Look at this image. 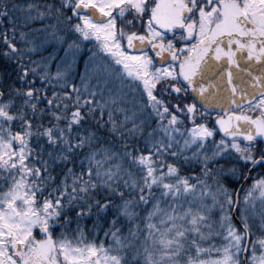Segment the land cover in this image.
Wrapping results in <instances>:
<instances>
[{"label": "snow or ice", "instance_id": "snow-or-ice-1", "mask_svg": "<svg viewBox=\"0 0 264 264\" xmlns=\"http://www.w3.org/2000/svg\"><path fill=\"white\" fill-rule=\"evenodd\" d=\"M0 264H264V0H0Z\"/></svg>", "mask_w": 264, "mask_h": 264}, {"label": "trees", "instance_id": "trees-1", "mask_svg": "<svg viewBox=\"0 0 264 264\" xmlns=\"http://www.w3.org/2000/svg\"><path fill=\"white\" fill-rule=\"evenodd\" d=\"M45 54H47V53H45Z\"/></svg>", "mask_w": 264, "mask_h": 264}]
</instances>
